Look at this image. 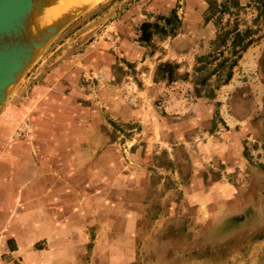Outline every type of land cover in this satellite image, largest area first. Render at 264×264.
I'll return each mask as SVG.
<instances>
[{"label":"rangeland","instance_id":"obj_1","mask_svg":"<svg viewBox=\"0 0 264 264\" xmlns=\"http://www.w3.org/2000/svg\"><path fill=\"white\" fill-rule=\"evenodd\" d=\"M141 23L153 26L147 42ZM235 28L256 29L253 43L218 85L228 42L217 40ZM163 62L177 66L172 81L155 74ZM29 161L88 201L97 231L131 239L128 264H264V0L82 10L0 107V234L12 192L28 185L9 174ZM10 256L0 243V264ZM94 260L105 264L104 253Z\"/></svg>","mask_w":264,"mask_h":264},{"label":"crops","instance_id":"obj_2","mask_svg":"<svg viewBox=\"0 0 264 264\" xmlns=\"http://www.w3.org/2000/svg\"><path fill=\"white\" fill-rule=\"evenodd\" d=\"M30 161L9 174L13 182L28 184L12 192L16 202L0 234L9 264H96L95 252L104 253L105 264H128L134 253L131 239L108 225L97 231L88 201L80 203L66 186H55L53 175L44 174L50 169Z\"/></svg>","mask_w":264,"mask_h":264},{"label":"water","instance_id":"obj_3","mask_svg":"<svg viewBox=\"0 0 264 264\" xmlns=\"http://www.w3.org/2000/svg\"><path fill=\"white\" fill-rule=\"evenodd\" d=\"M53 4L52 0H0V107L46 42L87 8H71L50 24L36 25L32 16Z\"/></svg>","mask_w":264,"mask_h":264},{"label":"trees","instance_id":"obj_4","mask_svg":"<svg viewBox=\"0 0 264 264\" xmlns=\"http://www.w3.org/2000/svg\"><path fill=\"white\" fill-rule=\"evenodd\" d=\"M257 10V9H256ZM263 15V14H262ZM261 19V12L257 14L253 20L254 23H257ZM165 21V20H164ZM166 22V21H165ZM151 28L152 25L149 23H141L139 26V37L138 40L141 42L149 41L151 37ZM256 29L245 28L243 31H238L236 28L231 31H223L220 37L218 38V43L220 46L224 47L226 42H228L227 50L228 56L223 57L222 52H218L220 60L212 69V74L216 76L218 85H225L231 78V70L236 65L237 60L240 57V54L246 50L248 46L253 43V34ZM199 62V58L198 61ZM177 66L168 62H163L158 64L155 67V74L163 76L161 79L167 81H172L174 76H176ZM221 76H223L222 79Z\"/></svg>","mask_w":264,"mask_h":264},{"label":"bare ground","instance_id":"obj_5","mask_svg":"<svg viewBox=\"0 0 264 264\" xmlns=\"http://www.w3.org/2000/svg\"><path fill=\"white\" fill-rule=\"evenodd\" d=\"M54 4L48 8L43 9L39 14L32 16V21L36 25H46L50 24L56 19H58L60 16L63 15V13L66 10H71V8H77V7H90L94 4H96L99 0H52ZM52 9V10H51ZM87 9V8H86ZM51 10V12H50ZM50 12L45 18L42 19V16L45 15L44 12ZM44 13V14H43ZM46 13V14H47Z\"/></svg>","mask_w":264,"mask_h":264}]
</instances>
